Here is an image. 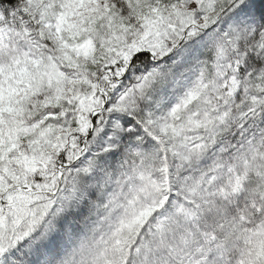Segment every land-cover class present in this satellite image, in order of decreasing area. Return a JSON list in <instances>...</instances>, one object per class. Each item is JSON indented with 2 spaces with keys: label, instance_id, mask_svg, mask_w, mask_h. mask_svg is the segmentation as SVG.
I'll list each match as a JSON object with an SVG mask.
<instances>
[{
  "label": "snow or ice",
  "instance_id": "1",
  "mask_svg": "<svg viewBox=\"0 0 264 264\" xmlns=\"http://www.w3.org/2000/svg\"><path fill=\"white\" fill-rule=\"evenodd\" d=\"M0 264H264V0H0Z\"/></svg>",
  "mask_w": 264,
  "mask_h": 264
}]
</instances>
